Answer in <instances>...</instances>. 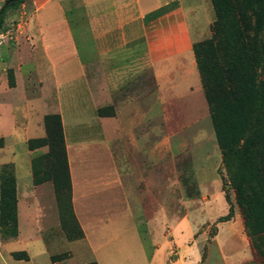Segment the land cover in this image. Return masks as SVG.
Here are the masks:
<instances>
[{
	"label": "crops",
	"instance_id": "crops-1",
	"mask_svg": "<svg viewBox=\"0 0 264 264\" xmlns=\"http://www.w3.org/2000/svg\"><path fill=\"white\" fill-rule=\"evenodd\" d=\"M208 2L211 4L210 0ZM33 5L29 19L17 25L14 47L6 45L3 48L0 66L5 69L13 66L16 74L23 67L32 69L38 77L50 76L48 81L52 76L53 91H56L60 107L61 99L67 98L72 120L68 135H75L69 141L63 113H60L71 179L72 209L98 264H104L103 257L110 250H115V254L110 253V264H116L115 261L121 260L116 254L127 250L120 246V251L113 246L119 244L116 241L123 235L129 236L130 246L140 229L141 216L136 202V165L128 162L119 167L113 161L110 164L109 140L114 135L111 124L122 126V135L132 133L136 113L132 114L130 109H136V98L127 94L118 100L116 116L95 115L93 120L83 110V105L87 106V101L91 100L97 107L110 90L121 92L126 86H135L136 54L137 49L142 48L149 58L154 79L161 87L175 83L180 88L179 80L170 78L171 72H177L178 60L182 61L178 67L185 82L180 89H189L196 83L198 74L184 67L194 65L191 45L198 41L207 18L209 21L204 14L205 0H33ZM211 14L213 18L212 5ZM166 18L175 22L169 25V21L162 22ZM96 61L109 63L106 68L101 63L98 71L93 69ZM91 72L99 78L88 79ZM43 81L45 83V79ZM94 85L99 87L98 93L92 89ZM43 96L24 97L21 85L8 86L0 73V137L4 139L0 164L12 162L16 176L23 167L31 175L27 157L35 149L30 150L27 141L44 135ZM120 109H123L122 117ZM84 113L88 116L86 121L94 126L90 131L81 129L80 117ZM78 135L97 136L83 141ZM125 146V152L131 157V150H136V137L132 144L126 142ZM127 180L132 184L128 185ZM27 194L22 199L18 190V235L0 241V264H55L47 255L42 236L43 227L38 219L41 209ZM21 210L26 222L23 228L19 222ZM126 221L132 222L127 224ZM15 243L21 244L28 260L11 256L16 250L6 247ZM38 257L42 263L38 262Z\"/></svg>",
	"mask_w": 264,
	"mask_h": 264
},
{
	"label": "rangeland",
	"instance_id": "rangeland-1",
	"mask_svg": "<svg viewBox=\"0 0 264 264\" xmlns=\"http://www.w3.org/2000/svg\"><path fill=\"white\" fill-rule=\"evenodd\" d=\"M4 1L0 3V7ZM185 1L190 2V0ZM33 7V0H18L7 8L0 19V40L4 39L3 44L0 45V48L2 47L0 55L6 45L14 47L17 25L29 19ZM205 10L204 14L209 17V21L207 18L198 40L207 38L211 34L210 27L214 14L212 18L211 4L208 0H205ZM164 21H169L168 25L175 22L172 18H166L162 22ZM3 34L6 36H2ZM137 52L135 86H126L121 92L110 90L105 99H100L102 106L96 107L92 105L91 100H88V103L83 100V103H87V106L83 105V110L93 120V116L98 115V108H103L106 114L113 111L116 116L118 100L123 99L127 94L136 98V109H130L132 114L136 113V123L132 126V133L127 132L126 135H122L120 132L122 126L119 128L111 124L114 135H111L112 139L109 140L112 151V158L109 156L108 161L110 164L113 161L119 167L128 162L136 165V202L141 216L140 229L136 231V239H133L136 243L131 239L129 246L127 240L129 236L123 235L116 241L119 244L113 246L120 251V246L127 250L123 254H116L121 259L115 261L116 264H150L151 262H154L153 264H264V228L261 231L256 223L247 226L244 222L228 170L222 161L221 148L214 133L199 75L197 82L190 85L189 89H180L185 82L178 67L182 61L178 60L175 69L177 72H171L170 78L175 80L177 78L180 88L175 83L161 87L154 79V72L144 49L139 51L137 49ZM96 62V67L93 68L95 66L93 64L91 68L98 71L102 64L106 68L109 63ZM111 63L113 64L112 61ZM184 69L189 70L190 73L194 69L198 74L195 63ZM0 73H3L8 86L20 84L24 97L35 99L44 95L45 115L59 113L61 116L60 111H62L68 141L75 136L68 135V129L72 124L68 101L67 98H62V107L59 106L60 101L56 91H53L52 76L48 81L50 76L38 77L35 70L24 67L16 74L13 66H8L6 69L0 66ZM94 74V72L92 75L89 74L88 79L99 78ZM185 79L187 80L186 77ZM92 89L96 93L99 91L97 85ZM62 95L67 96V94ZM122 110L120 109L121 117ZM87 117L85 113L80 117L82 131H90L94 128L86 121ZM45 135L44 125L43 136ZM78 136L86 141L97 135ZM133 137H136V150H131V159L125 152V144L126 142L132 144ZM47 152L48 146L44 145L28 155L31 175L23 167L16 176L14 164L6 163L10 164L12 173L15 178L17 177V196L19 190L22 199L29 193L34 201L38 202L37 205L41 209L38 219L40 226L43 227L42 236L46 242L50 261L55 264H84L89 259L95 258L89 243L79 238V231L70 218L67 193L59 194L54 189ZM1 166L2 164H0V174ZM237 173L239 174L238 170ZM241 173L247 178V174ZM246 181V193L250 190L254 193L255 191L262 193L254 181L249 178ZM126 183L131 185L132 181L127 180ZM130 197L132 199V196ZM257 202L258 206L263 208L260 221L264 227L263 193ZM230 209L233 215L228 220H222V216ZM19 220L22 228L24 224L26 226L22 210ZM131 222L126 221L127 224ZM11 239L14 238L8 240ZM123 241L124 244L121 243ZM6 248L23 249L19 243ZM110 253L115 254V250L105 253L104 264H110ZM38 258V262L42 263V259Z\"/></svg>",
	"mask_w": 264,
	"mask_h": 264
},
{
	"label": "trees",
	"instance_id": "trees-1",
	"mask_svg": "<svg viewBox=\"0 0 264 264\" xmlns=\"http://www.w3.org/2000/svg\"><path fill=\"white\" fill-rule=\"evenodd\" d=\"M17 1L2 4L0 19ZM210 2L214 11L211 34L193 42L191 49L222 161L244 222L247 226L256 223L262 231L263 208L257 201L264 194V0ZM97 111L100 116L114 115L113 111L104 113L103 108ZM44 125L46 135L28 139L27 146L30 150L48 146L46 156L54 189L59 194L67 193L70 218L79 231V238L84 239L71 204V179L60 114H46ZM3 145L4 139L0 137V147ZM10 167L8 163L1 166L0 241L18 235L17 183ZM248 178L262 193L253 190L246 193ZM232 215L230 209L222 220ZM11 256L28 260L25 250L13 251ZM84 264L98 263L91 258Z\"/></svg>",
	"mask_w": 264,
	"mask_h": 264
},
{
	"label": "water",
	"instance_id": "water-1",
	"mask_svg": "<svg viewBox=\"0 0 264 264\" xmlns=\"http://www.w3.org/2000/svg\"><path fill=\"white\" fill-rule=\"evenodd\" d=\"M10 1H17V0H5L3 6H6Z\"/></svg>",
	"mask_w": 264,
	"mask_h": 264
},
{
	"label": "built area",
	"instance_id": "built-area-1",
	"mask_svg": "<svg viewBox=\"0 0 264 264\" xmlns=\"http://www.w3.org/2000/svg\"><path fill=\"white\" fill-rule=\"evenodd\" d=\"M2 36H6V34H3ZM2 40H0V45L1 44H3V42H4V39L3 38H1Z\"/></svg>",
	"mask_w": 264,
	"mask_h": 264
}]
</instances>
